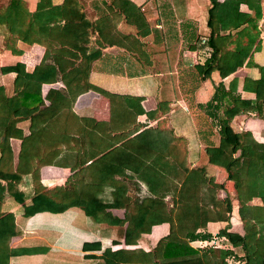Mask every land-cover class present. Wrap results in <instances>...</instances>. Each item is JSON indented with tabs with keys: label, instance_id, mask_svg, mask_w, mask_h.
Segmentation results:
<instances>
[{
	"label": "trees",
	"instance_id": "trees-1",
	"mask_svg": "<svg viewBox=\"0 0 264 264\" xmlns=\"http://www.w3.org/2000/svg\"><path fill=\"white\" fill-rule=\"evenodd\" d=\"M77 4L76 0H62L58 4L38 0L35 10L28 11L23 0H10L4 13L3 23L9 34L28 44L41 43L45 52L31 72L21 74L17 66L1 67L3 72L16 69L17 74L13 95H6L0 85V150L7 147L11 137L21 139V150L18 167L6 171L0 180V264H9L15 252L9 246L16 233L13 215H1L6 194L22 204L26 217L43 211L58 213L76 206L96 222L125 226V245L137 244L153 225L169 223L168 233L149 251L106 247L98 256L89 255L98 259L95 264H233L227 261L230 249L209 247L198 251L189 245L190 241L210 238L211 234L204 230L208 222L229 220L230 200L221 195L224 186L212 180L209 166L219 167L226 173L225 180L232 181L244 229L239 234L229 231L226 225L217 235L243 248V264H264V143L231 127L230 121L238 111L236 105L223 110L219 140L207 147L205 165L186 167L187 141L172 130L170 143L185 155L184 159L178 152H172L166 136L160 137V132L159 137L152 135L151 139L144 134L131 137L128 126L135 124V117L138 114L152 117L155 110L146 111L139 99L90 83L88 76L91 62L101 55L103 47L122 45L118 39L123 35L116 29V18L124 15L128 20L129 9L136 7L130 0H109L108 12L89 21ZM241 5L247 10H242ZM208 14L214 24L208 21L211 31L207 45L211 55L203 65L205 74L216 69L224 78L243 65L258 68L259 77H244L242 90L254 93L256 114L262 116L264 65L251 59L252 53L261 47L258 22L262 18V0H210ZM91 32L96 34L93 46L88 45ZM57 80L65 87L49 89L46 94L49 103L44 105L40 99L42 84ZM237 84L236 77L229 81L228 88L220 82L206 105L215 101L214 108H218V102L230 97ZM88 90L109 98L110 121H98L73 111L77 97ZM24 97L37 98V104L25 105L21 100ZM23 119L30 120L27 135L17 126ZM138 137L143 139L138 145L128 144ZM114 151L120 154L105 158ZM45 164L68 167L71 173L63 185L55 187L53 195L35 193L27 204L17 185L23 174H37ZM138 181L145 185L149 195L131 198L128 184ZM106 188L108 200L102 196ZM168 197L171 206L167 205ZM253 197H260L262 205L249 204ZM113 208H122L123 217L112 214Z\"/></svg>",
	"mask_w": 264,
	"mask_h": 264
},
{
	"label": "crops",
	"instance_id": "crops-1",
	"mask_svg": "<svg viewBox=\"0 0 264 264\" xmlns=\"http://www.w3.org/2000/svg\"><path fill=\"white\" fill-rule=\"evenodd\" d=\"M51 1L58 4L62 0ZM76 1L78 8L89 21H94L108 12L109 0ZM130 1L136 7L135 10L129 9L130 18L127 20L124 15H120L117 20L113 19L116 20V29L123 35H119L118 39L122 45L103 47L101 55L91 62L88 76L90 83L112 93L139 99L146 111L155 110L152 117L138 114L135 124L128 126L129 135L132 137L144 134L151 139L152 135L159 137L160 132V137L166 136L172 152H178L184 159L185 155H181L170 143L172 130L176 136L187 141L190 165L186 162V167L205 165L207 147L216 145L219 140V121L223 110L236 105L238 111L230 121L231 127L237 132L246 131L256 141L264 143V109L263 115L258 116L254 93L242 90L244 77H259L258 68L243 65L224 78L220 77L216 69L210 70L207 75L203 69L205 60L211 55L207 41L205 44L201 42V39H207L210 34L211 26L208 21L214 24L208 14L210 0ZM9 2L10 0H0V85L6 95L11 96L14 94L16 69L3 72L1 67L17 66L21 74L31 72L42 60L45 46L41 43L28 44L8 33L3 22ZM23 2L28 11H34L38 0ZM241 9L247 10V7L241 5ZM258 28L261 47L252 53L251 59L255 64L264 65V0ZM141 31L145 33L141 34ZM95 39L96 34L91 32L88 45L93 46ZM226 51L221 50L220 54L223 55ZM233 77L238 80L237 90L230 97L221 99L218 108H214L215 101L207 106L216 86L222 82L228 88ZM64 87L61 80L43 83L40 96L43 104L49 103L46 98L49 89L62 90ZM21 100L27 106L36 105L38 101L35 97L27 100L24 97ZM72 109L78 115L90 116L98 121L111 119L109 98L94 90L80 94ZM29 125V119H23L17 124L24 135L29 134ZM150 130H154V133ZM20 150L21 139L16 137H11L7 147L0 150V180L4 179L6 171L18 167ZM208 171L215 183L224 186V190H220L221 195H227L230 203H233V210L228 221L207 223L204 230L211 234L210 238L193 240L189 245L202 251L209 246L200 247L198 241H210L216 237L219 248L231 250V254L227 256L228 263L243 264V248L233 246L225 237L217 235L218 230L226 225L229 231L244 233L243 221L238 213L236 190L232 181L225 180L226 173L222 169L209 166ZM70 173L68 167L41 165L39 173L23 174L17 187L23 192L25 203L28 204L35 193L53 195L55 187L63 185ZM108 191L109 188H106L103 195L105 200L109 199ZM138 191L140 198L149 195L144 188ZM249 204L262 205V200L260 197H253ZM7 213L13 215L16 232L9 242V246L15 251L9 258V264H95L98 259L89 255L98 256L106 247L142 248L149 251L169 231L168 222L155 224L149 233L141 235L137 244L125 245V226L96 222L76 206L58 213L43 211L26 217L23 215L22 204L8 194L1 203V215ZM111 213L122 218L124 210L113 208ZM231 214L233 220H230Z\"/></svg>",
	"mask_w": 264,
	"mask_h": 264
},
{
	"label": "rangeland",
	"instance_id": "rangeland-1",
	"mask_svg": "<svg viewBox=\"0 0 264 264\" xmlns=\"http://www.w3.org/2000/svg\"><path fill=\"white\" fill-rule=\"evenodd\" d=\"M142 125H144L143 123H142ZM133 127H136V126H133ZM158 127H161L162 128V126L160 125H158ZM141 140H143V139H140V137H138V138H136V139H133L131 142H129L128 144L129 145H133V146H136V145H138L140 142H141ZM119 155L120 153H116L115 151L113 152V153H111L110 155L108 154L105 158H111V157H114V155ZM127 181V180H126ZM127 183H128V181H127ZM134 184H132V183H130L129 182V188H128V195H129V197H131V198H134V197H138L139 196V194H138V189L140 190L141 188H144V190L146 191V187H145V185L142 183V182H133ZM138 186V187H137ZM137 187V188H136ZM106 192L104 191V193L102 194V196L105 194ZM108 193H109V191H108ZM225 196H227V195H225ZM166 201H167V205H169V206H171V201H170V198L168 197L167 199H166ZM232 204V205H231ZM230 206H231V212H232V210H233V203H230ZM230 220H233V214H231L230 215Z\"/></svg>",
	"mask_w": 264,
	"mask_h": 264
},
{
	"label": "built area",
	"instance_id": "built-area-1",
	"mask_svg": "<svg viewBox=\"0 0 264 264\" xmlns=\"http://www.w3.org/2000/svg\"><path fill=\"white\" fill-rule=\"evenodd\" d=\"M207 39L206 38H203L201 39V42L202 43H206ZM216 240L217 238L214 237L212 240L210 241H207V240H199V246L200 247H206V246H209V247H219L220 245L218 243H216Z\"/></svg>",
	"mask_w": 264,
	"mask_h": 264
}]
</instances>
